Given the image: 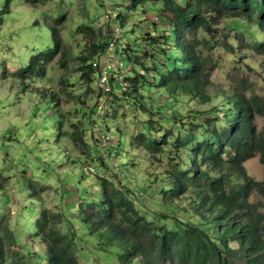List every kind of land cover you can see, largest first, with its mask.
Segmentation results:
<instances>
[{
	"label": "trees",
	"instance_id": "16d2710c",
	"mask_svg": "<svg viewBox=\"0 0 264 264\" xmlns=\"http://www.w3.org/2000/svg\"><path fill=\"white\" fill-rule=\"evenodd\" d=\"M42 1L27 0L31 3ZM104 2L100 0V5ZM158 2L163 6L158 7ZM11 3L12 0H5V7L0 9L1 24L3 15L10 12ZM124 8L128 16L138 18L140 12L146 15L154 11L155 19L145 16L144 23L135 22L128 31L122 12ZM113 12L115 16L113 13L109 15L108 26L116 19L119 28H110L105 34L106 39L99 43L94 38L90 43L91 54L83 60L90 71L97 72V76L102 72L92 70V64L98 65L101 57L113 60L118 68L126 59L130 71L134 69L131 67L133 61L139 64L153 60V66H146L144 73L125 76L128 90L124 93L135 113H140L137 120L154 118L155 111L164 114L158 121L150 118L140 122L142 126H139L138 134H133L145 150L161 152V158L166 153L165 179L162 172L165 183L160 190L157 188L163 196L156 204L158 208L161 204L162 209H148L145 202L131 198L135 192L129 186H120L121 182L111 171L126 175L128 159L123 163L119 157V165L115 168L102 153L106 147L115 144L110 142V146H102L90 134V138L99 144L91 147L84 137L85 132L70 135L72 144L78 139L87 145L88 156L99 155L106 168L103 173L109 174L98 173L95 166L91 168L90 164H85L84 155V158L75 156L71 159L75 168L79 160H83L81 178L77 171L64 176L70 184L77 182L74 180L76 176L80 178L81 186L87 195H91V211L80 216V221L78 217L76 223L87 224L84 230L88 229L91 234L96 228V245L84 247L82 241L88 236L86 231L82 236L81 229H66V223L68 227L74 225L75 206L68 204L57 213L45 208L35 220L36 228L32 224L26 226L27 220L18 219L9 225L0 219V264H81L80 258L91 255V252H100L98 247L104 250L101 259L105 264L114 260L119 264H264V214L258 201L251 200L253 193L264 195V180L255 179L245 169V163L256 155L264 164V66L254 68L260 76L259 87L256 83L246 84L245 79L232 80L228 87L215 86L212 75L207 72L212 59L202 54L201 47L206 43L216 45L217 38L208 42L196 34L203 30L211 35L221 33L227 36L222 47L229 49L232 56L237 50L235 57L239 59L247 48L263 54L264 0H131L126 7ZM58 16L55 22L59 25L67 20L64 14ZM142 26H145L143 31ZM82 27L91 30L88 24ZM57 29L56 25L49 29L51 37H45L46 43L35 47L41 48L40 51L28 64L24 62L14 71V79L22 80L34 71L44 73L46 64L60 50ZM246 38L250 40L246 41ZM142 40H146L145 47L141 46ZM114 58H118V62ZM116 84L108 89L107 94L100 92V104L94 108L92 118L87 120L92 134L100 123L95 116L105 115L107 107L114 114L111 103L114 100L108 101L103 96L114 93L120 98V93L113 91ZM160 88L165 90L166 99L154 106ZM186 99H196L199 105L207 108H187ZM108 102L111 106L107 105ZM40 104L44 110L57 106L50 119L59 126L61 134H67L68 129H60L63 114L56 103V94ZM36 111L34 109V113ZM45 117L48 119L49 116ZM260 117L261 125L257 122ZM101 131L113 135L112 132L119 133L120 130L105 126ZM159 135L162 140H158ZM115 148V154L122 155L119 139ZM22 186L24 182L18 184L20 191L27 189ZM94 197L101 199L99 209H96ZM2 199L4 202L11 200L9 194L0 202ZM30 200L37 202L35 198ZM2 208L4 206L0 203V216L3 215ZM27 208L33 213L30 204ZM84 209L85 206L82 215ZM20 223L23 232L42 237L41 252L23 245ZM20 245L22 251L13 252Z\"/></svg>",
	"mask_w": 264,
	"mask_h": 264
},
{
	"label": "rangeland",
	"instance_id": "374dc122",
	"mask_svg": "<svg viewBox=\"0 0 264 264\" xmlns=\"http://www.w3.org/2000/svg\"><path fill=\"white\" fill-rule=\"evenodd\" d=\"M130 3L131 0H105L104 5H100V0H43L39 3L12 0L10 12L3 15V22L0 23V170L3 169L0 199L9 194L11 200L9 202L1 200L0 203L4 208H2L3 215L0 216V219L6 224L12 225L14 221L22 219L27 220L26 226L32 224L36 228L35 220L41 216L43 209L48 208L50 212L57 213L62 210V207L70 204L76 207L74 214L72 212L74 225L68 227L66 223V229L72 228L75 231L81 229L80 233H84L82 236H85L87 232L88 236L84 237L82 241L84 247L89 248L96 245V228H93L91 234L88 229L84 230L87 224H83L82 221L76 223L78 217L80 221V216L84 217L91 211L89 207L91 195L90 193L87 195L80 182V168L83 160L80 159L75 168L74 164L71 165V159L75 156L84 158L86 155L85 164H90L91 168L95 166L98 173L106 176L109 174L103 173L106 168L98 158L99 155L93 156L94 159L88 156L87 145L82 140L76 139V144L70 142V135L71 137L78 136L82 132H85L84 137L86 141L89 140L91 147L98 143L108 146L110 142L116 146L119 139L122 144V155L115 154L113 150L116 149L115 146H105V151L102 153H104V158L111 161L110 164L115 168L119 165V157L123 163H126L128 159L125 165L126 175L120 174L118 171L116 173L111 171V173L117 176V180L121 182L120 186L127 185L135 192L131 198L145 202L150 210L160 211L162 209L161 204L158 205L159 208L156 204L163 196L157 192V188L160 190L165 183L166 153H164V158H161V152L147 151L135 139L133 134H138L139 126H142L140 122L144 123L145 120L153 117L137 120V115L140 113H135L131 102L128 103L126 100L127 96L124 92L128 89L121 86V83L126 81L121 77L123 72L127 77H134L137 72L144 73L148 66H153V60L142 61L139 64L133 61L131 67L134 69L130 71L129 61L125 59L121 68L116 71L107 70V87L110 90L111 86L117 83L115 87L118 91L116 89L113 91L119 92L120 98L115 97L114 93L104 95L103 98L108 101L114 100L111 102L114 114L107 107L106 114L100 118L95 116V120L100 122L102 129L105 126L106 128H118L120 134L117 131L112 132L113 135L107 131L100 133L99 126L96 133L94 130L92 134L90 123L87 121L92 118L96 105L100 104L99 95L103 91L99 90L98 85L100 75L97 76L96 71L95 73L90 71V68L86 66L87 62L83 59L90 56V43L94 38L99 43L106 39L105 34L110 28L115 30L119 28L116 19L110 23V27L108 26L109 15L113 13L114 17L113 11H118L119 8L126 7ZM157 5L158 7L163 6L160 2ZM4 7L5 0H0V9ZM122 12L128 31L133 28L132 25L135 22L144 23L145 16L155 19L156 14L154 11H150L146 15L140 12L138 15L141 17L138 18L136 15L128 16L125 8ZM59 14H64L67 19L60 25L55 22L59 18ZM35 21H37L36 24ZM83 24L90 25L91 30L83 29ZM55 25L58 28L56 32L60 40V50L54 59L46 64L44 73L34 71L31 76L27 75L22 80L14 79L12 77L15 75L14 71L24 62L28 64L33 55L40 51L41 48L38 50L35 47L46 43L44 39L51 37L49 29ZM144 29L145 26H142V31ZM90 31H93L95 35ZM196 34L208 42L213 37L217 38L216 45L210 46L209 43H206L207 46L201 47L202 54L209 55L212 59V62L209 63L211 67L207 72L212 75L215 86L228 87L232 80L245 79L246 84L254 83L259 87L260 76L254 68L264 66V53H254L247 48L239 59L235 57L238 55L237 50L232 56L229 54V49L222 47V44L227 41V36L221 33L211 35L203 30L197 31ZM141 38L143 39V37ZM247 40L250 39L246 38ZM141 42V46L145 47L146 40ZM114 59L118 62V58ZM110 60L108 57H101L98 65L92 64V70L98 69V73H101V67ZM5 70L8 71L4 72ZM107 92L108 90L104 94ZM158 92H160V96L157 101L155 99L154 106L157 105V102L161 103L166 99L165 90L162 89ZM53 94H56V103L63 114V124L60 129L65 131L68 129L67 134H61L59 126L53 124L50 119V116L56 113L57 106L44 110L43 105L40 104L46 102ZM186 102L187 108L191 106L207 108V106L199 105V101L196 99ZM216 102L218 101L216 100ZM107 105L111 106L109 102ZM34 109H37L35 113ZM153 114L156 121L164 117L163 113L157 111ZM45 116H49L48 119ZM257 122L259 125L263 123L261 117ZM90 134L99 142L92 140ZM157 138L162 140L160 135ZM104 142L105 145H103ZM109 149H112L111 153H109ZM60 164L61 166H59ZM245 169L247 174L255 179L264 180V164L261 163L259 155L249 159L245 163ZM73 171L75 173L77 171L80 178L77 179L76 176L74 180L77 182L70 184L67 177L64 176L71 175ZM162 172H164V179ZM85 174L87 175V172ZM16 179L18 180L17 184ZM112 179L116 181L115 178L112 177ZM21 182H24L22 187L27 188L24 191H20L18 187ZM42 187L43 190H41ZM31 198H35L37 202L31 201ZM94 199L96 209H99L101 199L98 197H94ZM251 200L258 201V207L264 214V195L253 193ZM29 204L33 213L28 212L27 205ZM84 206V215H82ZM20 225V237L24 239L23 245L41 252L43 250L42 237H37L34 233L23 232L22 223ZM101 248L98 247L100 252H91V255L80 258L81 264H105L101 259L104 258V250ZM20 251H22L21 245L17 246L13 252ZM106 264H119V262L114 260L113 263Z\"/></svg>",
	"mask_w": 264,
	"mask_h": 264
},
{
	"label": "clouds",
	"instance_id": "9594fccd",
	"mask_svg": "<svg viewBox=\"0 0 264 264\" xmlns=\"http://www.w3.org/2000/svg\"><path fill=\"white\" fill-rule=\"evenodd\" d=\"M108 69H110V70H114V71H116L117 69H118V67L116 66V63L113 61V60H110V61H108L107 62V64L104 66V68H103V70H102V73L100 74V76H99V88L100 89H102V91H107L109 88L107 87V77H108V72H107V70ZM110 72H112V71H110ZM121 77L122 78H125L126 79V77H125V74H124V72H123V74L121 75ZM103 78H105V80H106V83H105V87H101L100 86V82H101V80L103 79ZM125 85H127V83H126V81L124 82V83H121V86L123 87V88H125ZM104 92V93H105ZM108 93V92H107ZM99 126H100V123H99ZM100 130H102V128H101V126H100ZM96 131V130H95ZM101 133H102V131H101ZM103 145H105V143L103 144ZM106 146V145H105Z\"/></svg>",
	"mask_w": 264,
	"mask_h": 264
},
{
	"label": "built area",
	"instance_id": "2783aa9c",
	"mask_svg": "<svg viewBox=\"0 0 264 264\" xmlns=\"http://www.w3.org/2000/svg\"><path fill=\"white\" fill-rule=\"evenodd\" d=\"M113 46V43H111V47ZM105 83H106V80H105V78H103L102 80H101V82H100V86L101 87H105ZM99 126V125H98ZM98 126H96V128H95V130L97 131V127ZM99 128H100V126H99ZM96 131H95V133H96ZM101 133V132H100ZM103 136H105V135H103ZM105 143V142H104Z\"/></svg>",
	"mask_w": 264,
	"mask_h": 264
},
{
	"label": "bare ground",
	"instance_id": "6f19581e",
	"mask_svg": "<svg viewBox=\"0 0 264 264\" xmlns=\"http://www.w3.org/2000/svg\"><path fill=\"white\" fill-rule=\"evenodd\" d=\"M111 48V47H110ZM121 75V74H120Z\"/></svg>",
	"mask_w": 264,
	"mask_h": 264
}]
</instances>
